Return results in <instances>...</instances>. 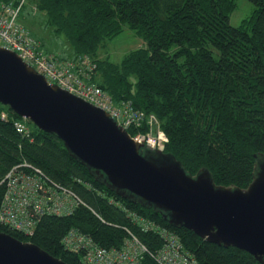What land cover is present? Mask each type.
I'll list each match as a JSON object with an SVG mask.
<instances>
[{"label":"trees","instance_id":"1","mask_svg":"<svg viewBox=\"0 0 264 264\" xmlns=\"http://www.w3.org/2000/svg\"><path fill=\"white\" fill-rule=\"evenodd\" d=\"M30 1L44 12L45 24L65 36L73 56L87 53L97 59L95 83L114 101L128 100L154 115L168 138L163 152L180 161L187 173L195 175L204 167L216 185L248 186L254 155L264 154V0H249L252 14L238 26L229 23L234 0ZM124 25L145 46L118 63L99 57L104 41ZM16 119L22 118L0 104V204L4 175L23 159L72 189L83 203L67 215H42L30 235L1 224L0 231L67 264H83L81 254L61 243L70 228L106 248L122 244L124 227L149 248L159 245L157 235L132 223L127 211L134 210L178 233L199 264H261L246 251L171 226L153 207L123 199L96 180L56 135L31 125L30 134L23 136L15 131ZM146 130L145 122L127 128L132 136Z\"/></svg>","mask_w":264,"mask_h":264},{"label":"water","instance_id":"2","mask_svg":"<svg viewBox=\"0 0 264 264\" xmlns=\"http://www.w3.org/2000/svg\"><path fill=\"white\" fill-rule=\"evenodd\" d=\"M0 104L58 137L90 174L123 199L153 207L176 228L236 247L264 264V154L254 155L246 188L216 185L174 156L134 141L110 115L49 84L15 52L0 47ZM0 264H67L39 246L0 231Z\"/></svg>","mask_w":264,"mask_h":264},{"label":"built area","instance_id":"3","mask_svg":"<svg viewBox=\"0 0 264 264\" xmlns=\"http://www.w3.org/2000/svg\"><path fill=\"white\" fill-rule=\"evenodd\" d=\"M24 2L17 0L13 4L0 0V47L15 52L49 84L107 112L123 129L137 128L145 122L147 130L133 136L129 134L130 137L151 149L163 151L168 138L154 115L135 109L128 100L114 101L95 83V57L82 53L61 58L41 49V42L17 21ZM13 125L17 133L30 134L26 119H16ZM2 182L5 188L0 204V224L25 235L33 233L42 215H67L83 203L72 189L51 180L40 167L25 159L9 169ZM127 215L141 231L157 235L159 245L149 248L126 227L127 235L119 247H103L77 228H70L61 243L64 249L81 254L83 264H199L178 233L134 210H128Z\"/></svg>","mask_w":264,"mask_h":264},{"label":"rangeland","instance_id":"4","mask_svg":"<svg viewBox=\"0 0 264 264\" xmlns=\"http://www.w3.org/2000/svg\"><path fill=\"white\" fill-rule=\"evenodd\" d=\"M235 7L229 14V23L238 26L247 19L254 9L249 0H234ZM17 21L24 26L31 36L41 42V49L45 52L60 55L61 58H71L74 54L71 46L63 34H55L52 28L45 24L44 12L38 11L30 0H25L21 7ZM145 46L142 37L124 25L122 31L104 41L98 50L99 57H107L111 62L118 63L129 51ZM28 127L33 125L26 120Z\"/></svg>","mask_w":264,"mask_h":264}]
</instances>
